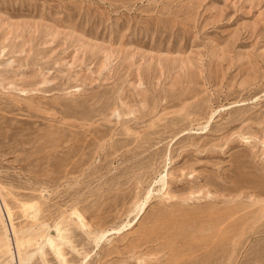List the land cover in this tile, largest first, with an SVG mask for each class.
Segmentation results:
<instances>
[{
  "label": "rangeland",
  "instance_id": "1",
  "mask_svg": "<svg viewBox=\"0 0 264 264\" xmlns=\"http://www.w3.org/2000/svg\"><path fill=\"white\" fill-rule=\"evenodd\" d=\"M0 193V264H264V0H0Z\"/></svg>",
  "mask_w": 264,
  "mask_h": 264
},
{
  "label": "bare ground",
  "instance_id": "2",
  "mask_svg": "<svg viewBox=\"0 0 264 264\" xmlns=\"http://www.w3.org/2000/svg\"><path fill=\"white\" fill-rule=\"evenodd\" d=\"M165 178H162L161 181H164ZM150 194L146 200V202H144L142 204V206L140 207V214L145 210L146 206H147V203H148V200L150 199ZM2 196H1V193H0V215L3 219V222H4V229H5V235H4V238H2L0 240V252H4L5 254H9V255H12L14 254V251H15V244H14V241H13V237H12V233H11V229H10V221L8 220V217L6 215V212L4 210V207L2 205ZM238 223V222H237ZM237 223H234L237 225ZM13 224V223H12ZM15 230V229H13ZM21 230V229H20ZM228 230V231H227ZM226 231H222L221 232V238L220 240L221 241H225V240H229L230 238H233L234 236H236L238 234L235 233V231L233 230L232 227L229 226V228L227 229ZM17 231V230H16ZM16 231H15V234H16ZM13 232V231H12ZM20 232V231H19ZM25 232L22 233V231L20 232V234H24ZM27 233V232H26ZM240 233V232H239ZM30 234V233H29ZM19 235V234H18ZM47 235V234H46ZM45 235V236H46ZM49 235V234H48ZM46 236V240L43 241L42 244H40L38 247H36V252L32 253V254H25L24 257L20 258V263L19 264H29L31 262V260L38 254H43V250L45 249L46 246H51L52 248H54L56 250V252L58 254H60V251L61 249L60 248H57L56 245H55V241L52 237H49V236ZM26 236V235H25ZM51 236V235H50ZM20 237V236H19ZM23 238V237H22ZM29 238V237H28ZM104 238V236L101 237V239ZM22 240V239H20ZM27 240V239H26ZM28 241V240H27ZM31 241V240H30ZM21 248V247H20ZM27 252V251H26ZM22 253V252H21ZM28 253V252H27ZM21 255V254H19ZM17 256V254H16ZM15 257V256H14ZM14 261V260H13ZM15 263V262H14ZM18 263V262H17Z\"/></svg>",
  "mask_w": 264,
  "mask_h": 264
}]
</instances>
